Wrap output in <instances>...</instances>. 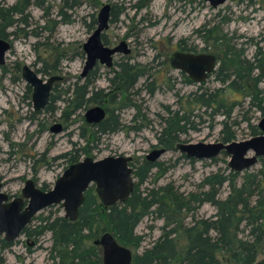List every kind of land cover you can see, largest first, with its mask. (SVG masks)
I'll return each instance as SVG.
<instances>
[{
  "label": "rangeland",
  "instance_id": "374dc122",
  "mask_svg": "<svg viewBox=\"0 0 264 264\" xmlns=\"http://www.w3.org/2000/svg\"><path fill=\"white\" fill-rule=\"evenodd\" d=\"M15 1L0 0L8 5ZM43 1V8L32 5L27 10L30 14L28 26L19 24L16 30L8 29L14 30L15 34L9 38L11 49L0 66V183L1 190L10 198L21 197L24 183L29 179L39 188L45 184L47 190L51 189L67 166L64 155L75 150H78L80 160L85 157L129 156L132 167H135L153 149L163 148L157 144L156 135L161 127V118L167 116L165 106L175 110L192 92L213 91L222 87L212 74L200 84V90L196 82L186 83L169 62L173 52L180 50L179 45L212 53L217 58L216 48L211 43L206 44L201 38L203 33L198 32L203 24H217L226 34L230 45L242 52L247 60H251L256 48L264 51V0H227L215 8L206 0H82L73 8L65 7V0ZM104 4L110 5L115 13V20L109 21L108 28L102 34L104 44L115 47L124 41L128 52L114 54L111 67L97 65L93 89H103L105 93L109 90L108 79L117 71V63L138 64L147 74L137 79L130 89V97L139 108V116L143 115L145 120L141 122L140 117L133 120L136 107L124 105L122 97L116 92V104H109L105 98L99 103L91 102L87 108L94 105L106 111L115 108L120 119L132 128L123 127L113 133L97 135L89 142L87 134L91 126L84 120L85 109L63 117V103L58 100L54 103V112L34 111L31 92L27 91V84L21 71L16 69L15 62L19 68L27 64L34 70L54 67L50 74L61 79L55 81L51 94L66 97L64 92L80 78L85 62L82 44L93 30L88 27L91 15L96 18ZM60 9L67 13V22H60L62 18L57 16ZM254 73H260V70ZM50 74L39 73L43 79ZM145 83H152L156 87L153 94L145 91ZM258 87L264 91V83H259ZM258 97L264 106V92ZM225 105L226 108L232 106L227 119L229 130L235 133L232 140L249 138L248 125H256L264 114L250 107L249 98L240 93L227 96ZM210 112L211 109L204 112L203 108H195L190 117L193 128L180 134L179 142L221 141V121L224 118L220 114L210 115ZM139 123L145 126L135 130ZM56 125L60 126L59 132L52 130ZM216 158V161L194 159L191 162L176 149L167 150L156 160L161 164V169H153L140 189L172 183L184 194L196 191L202 179L211 172L219 168L228 172V157L220 154ZM259 167L258 162L249 169ZM226 192L227 187L224 186L221 196H225ZM214 212L215 209L205 203L197 208L195 216L206 218ZM50 213L62 215L61 204L44 208L35 216L44 217ZM190 220L189 215L185 221L189 223ZM162 225L163 220L154 215L139 221L135 232L143 235L144 240L137 252L149 246L161 234ZM49 246L50 233H45L35 243L20 234L14 240V245L3 252L5 264H51Z\"/></svg>",
  "mask_w": 264,
  "mask_h": 264
},
{
  "label": "trees",
  "instance_id": "16d2710c",
  "mask_svg": "<svg viewBox=\"0 0 264 264\" xmlns=\"http://www.w3.org/2000/svg\"><path fill=\"white\" fill-rule=\"evenodd\" d=\"M68 1H64L65 7L73 8L82 0H71L70 4ZM43 2L16 0L10 5L0 2V38L9 39L15 34L14 30L8 31L9 28L16 30L19 24L28 26L30 14L27 10L32 5L43 8ZM57 16H61L60 22L68 21L67 13L62 9ZM114 20L115 13L111 9L109 21ZM95 24L96 18L92 14L88 27L92 30ZM198 32L203 33L201 38L206 44L211 43L216 48L218 66L213 74L222 87L209 91L201 90V86H198L201 91L186 96L178 109L170 110L165 106L167 116L161 118L156 139L157 144L166 150H175L176 144L181 141L179 135L193 128L190 117L195 108H203L204 112L211 109L210 115H222L220 140L229 142L234 139L235 133L227 126L232 106L226 108L225 105L226 97L234 93L248 97L249 106L264 114V106L258 97L264 92L258 87L259 83H264V51L256 48L251 60H247L242 52L230 45L226 34L217 24H203ZM102 41L105 42L103 35ZM179 47L180 50L191 51L183 45ZM15 67L19 68L17 62ZM117 67L113 77L108 79L109 90L106 93L103 89H93L96 79V71L93 70L85 79L78 78L64 92L66 97L51 95L45 110L54 112V103L60 100L63 103L62 116L66 117L86 109L91 102L99 103L101 99L107 98V102L114 105L118 101L114 95L117 92L124 105L136 107L132 119L140 117V121H144L145 117L139 116V108L132 102L130 89L147 72L140 69L138 64L128 62H119ZM54 69L42 67L36 72L49 75ZM255 70H260V73L255 74ZM184 81L192 82L186 76ZM155 89L152 83H145V91L149 95ZM114 109L108 110L106 118L100 123L91 126L87 134L89 142L97 135L113 133L123 127L132 128L122 122ZM143 126L139 123L134 128L139 130ZM248 126L251 136L259 134L256 125ZM65 155L68 165L76 163L80 157L78 150ZM222 155L226 156L224 153ZM182 157L186 158L183 154ZM188 159L194 161L193 158ZM211 160L216 161L217 158ZM258 162L259 168L243 172L229 169L226 172L227 169L219 168L205 176L196 191L184 194L172 183L141 190L140 186L147 181L152 170L161 169L159 162L143 158L137 166H133L136 181L124 202L104 206L91 186L84 192L76 220L71 221L56 213L34 216L21 235L35 243L45 233H50L48 248L51 264H102L101 249L94 244V240L103 232H110L119 244L133 250L131 264H264V159L260 158ZM224 186L227 192L221 196ZM41 189H46V185H42ZM205 203L215 209L214 214L206 218L196 217L195 211ZM149 215L163 220L161 234L149 246L137 252L144 236L137 234L135 228L143 217ZM189 215L191 220L187 223L185 219ZM13 245L14 241L8 242L0 236V264H5L3 252Z\"/></svg>",
  "mask_w": 264,
  "mask_h": 264
},
{
  "label": "water",
  "instance_id": "95a60500",
  "mask_svg": "<svg viewBox=\"0 0 264 264\" xmlns=\"http://www.w3.org/2000/svg\"><path fill=\"white\" fill-rule=\"evenodd\" d=\"M215 8L227 0H206ZM111 7L104 4L98 11L96 26L87 40L82 44L85 62L80 73L83 78L99 62L106 66L112 65L113 55L128 52L126 44L121 41L118 46L109 47L102 41V34L108 28ZM10 49V43L0 38V65L5 62V55ZM172 68L185 73L197 84L203 83L215 69L217 61L214 55L205 53H191L175 51L170 57ZM21 74L26 83L32 88V104L35 110H40L49 101L50 91L60 76L52 75L43 79L27 64L22 66ZM105 110L94 105L83 113L87 124H96L105 118ZM256 126L259 134L247 139L229 142H178L175 149L186 158L195 160L211 159L222 153L228 157L229 170L243 172L256 165L260 158L264 159V116L259 119ZM59 132L60 126L52 128ZM167 150L155 148L149 152L145 159L155 162ZM252 153L249 155V153ZM132 158L129 156H105L101 159L85 157L67 167L56 179L53 187L42 190L33 180H26L21 190V197L10 198L4 193L0 183V236L11 242L16 240L24 227L32 218L44 208L61 204L62 216L71 221L78 217L79 208L84 200V192L93 185L94 191L104 206L124 202L133 191L134 177ZM94 244L100 246L102 251V264H131L132 251L119 244L110 233H103ZM258 264V263H256Z\"/></svg>",
  "mask_w": 264,
  "mask_h": 264
},
{
  "label": "flooded vegetation",
  "instance_id": "af4514ba",
  "mask_svg": "<svg viewBox=\"0 0 264 264\" xmlns=\"http://www.w3.org/2000/svg\"><path fill=\"white\" fill-rule=\"evenodd\" d=\"M4 39H5V38H4ZM5 40H7V41L10 43L9 39H5ZM10 49H11V43H10ZM10 49H9L8 51H10ZM204 50H207V49L204 48ZM8 51H7V52H8ZM82 51H83V50H82ZM179 51H183V50H179ZM183 52L202 53V52H199V51H197V50H195V49H193V48L191 49V51H183ZM6 54H7V53H6ZM205 54H212V53H205ZM5 56H6V55H5ZM169 61H170V59H169ZM3 64H4V63H3ZM3 64H1V65H3ZM98 64H100V65H105V64H101V63L97 62V63L94 65V67H93V68L87 73V75H86L85 77H83V78L80 77V79L83 80V79H85V78L90 74L91 71H93V70L96 71V67H97ZM1 65H0V66H1ZM116 65H117V64H116ZM22 66H23V65H22ZM22 66H21L20 68H18V69L16 68V69H17L18 71H19V70L21 71V70H22ZM105 66H106V65H105ZM111 66H113V59H112V65H111ZM111 66H107V67H111ZM215 68H216V67H215ZM31 69H33V68L31 67ZM33 70H34V69H33ZM214 70H215V69H214ZM214 70H213V71H214ZM35 71H36V70H35ZM178 71L180 72V74L182 75L183 78H184V76H186L189 80H191V79H190L185 73H183V72L180 71V70H178ZM213 71L211 72V74H209V76L213 74ZM37 73H38V72H37ZM95 73H96V72H95ZM38 74H39V73H38ZM21 76H22V74H21ZM209 76H208V77H209ZM208 77H207V78H208ZM22 78H23V77H22ZM191 81L194 82L193 80H191ZM25 82H26V81H25ZM194 83H195V82H194ZM26 84H27V83H26ZM198 86H201V85L198 84ZM28 87H29V90H28ZM26 88H27V91H28L29 93L31 92V95H32V88H31L28 84H27ZM53 88H54V85H53L52 89H53ZM52 89H51V91H52ZM51 91H50V95H49V101H48V103L46 104V106H45L44 108L40 109V110H35V109L33 108L34 111H36V112H37V111H50V110H45V109H46L47 105H48L49 102H50V96L52 95V94H51ZM31 100H32V97H31ZM85 110H86V109H85ZM104 110H105V109H104ZM105 112H106V114H105V118H106V116H107V111L105 110ZM83 117H84V116H83ZM105 118H104V119H105ZM104 119H103V120H104ZM84 120H85V119H84ZM101 121H102V120H101ZM101 121H100V122H101ZM85 122H86V121H85ZM100 122H99V123H100ZM122 122H123V121H122ZM96 124H98V123H96ZM96 124H90V125L88 124V125H89V126H92V125H96ZM64 157H65V162H66V160H67L66 155H64ZM83 159H84V158H83ZM78 161H80V157H79V160H78ZM78 161H77V162H78ZM77 162H76V163H77ZM66 163H67V162H66ZM131 163H132V162H131ZM131 163H130V164H131ZM69 166H70V165L67 164V166L64 168V170H65L67 167H69ZM33 182H34V181H33ZM24 184H25V183H24ZM35 185L38 186L37 184H35ZM44 185H45V184H44ZM40 189H41V187H40ZM42 190H47V188H46V189H42ZM51 206H52V205H51Z\"/></svg>",
  "mask_w": 264,
  "mask_h": 264
}]
</instances>
